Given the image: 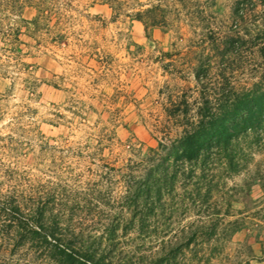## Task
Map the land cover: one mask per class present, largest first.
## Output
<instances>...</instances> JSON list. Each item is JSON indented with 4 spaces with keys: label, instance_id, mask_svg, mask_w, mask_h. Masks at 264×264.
Segmentation results:
<instances>
[{
    "label": "rangeland",
    "instance_id": "1",
    "mask_svg": "<svg viewBox=\"0 0 264 264\" xmlns=\"http://www.w3.org/2000/svg\"><path fill=\"white\" fill-rule=\"evenodd\" d=\"M234 2L0 0V196L23 212L42 208L57 234H73L111 262L264 264V143L237 170L217 167L210 200L222 196L228 207L210 224L201 207L155 205L140 230L141 207L128 202L139 160L163 130L175 133L168 99L195 94L193 68L209 64L213 75L232 67V81L245 84L264 67L255 47L221 50L223 36L235 34ZM255 11L250 20L264 17L262 6ZM38 236L21 237L11 257L55 264ZM162 241L187 245L165 262Z\"/></svg>",
    "mask_w": 264,
    "mask_h": 264
},
{
    "label": "trees",
    "instance_id": "2",
    "mask_svg": "<svg viewBox=\"0 0 264 264\" xmlns=\"http://www.w3.org/2000/svg\"><path fill=\"white\" fill-rule=\"evenodd\" d=\"M18 4L22 5L12 6ZM35 5L41 11V4ZM257 5L264 8V0H235L231 9L235 34L223 36L219 41L223 54L240 55L242 49L255 47L256 53L264 58V17L250 20ZM209 68V64L193 68L194 96L181 93L168 99L164 113L175 133L168 137V128L163 130L162 140L139 160L144 166L134 181L128 202L141 207L140 230L147 229L141 219L152 213L155 205L169 210L191 204L203 209L208 224L216 220L219 207H228L222 196L219 204L210 200L217 167L227 172L237 170L250 147L264 143V67L255 81L245 84L232 81V67L218 65L213 75ZM43 213L42 208L23 212L13 197L0 196V264H24L10 253L22 245L21 237L29 240L37 235L42 250L55 264H135L127 259L111 262L102 251L74 239L73 234L69 235L71 239L61 237L63 234H57L61 230L57 222L46 219ZM195 228L188 232L187 239L195 237L198 227ZM184 245L187 242L162 241L161 260L169 261L173 252Z\"/></svg>",
    "mask_w": 264,
    "mask_h": 264
}]
</instances>
